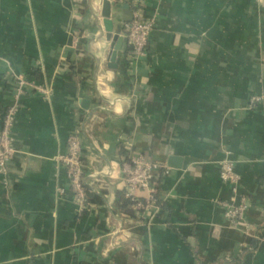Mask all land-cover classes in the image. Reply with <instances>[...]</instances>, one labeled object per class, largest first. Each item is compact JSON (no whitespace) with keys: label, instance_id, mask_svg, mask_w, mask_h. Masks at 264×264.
<instances>
[{"label":"crops","instance_id":"0c3cea01","mask_svg":"<svg viewBox=\"0 0 264 264\" xmlns=\"http://www.w3.org/2000/svg\"><path fill=\"white\" fill-rule=\"evenodd\" d=\"M102 1L0 0V126L16 101L10 72L52 90L17 98L15 152L0 172V264H264V101L248 106L264 91V8L110 0L116 32L123 4L152 28L142 58L123 42L109 69ZM75 132L94 199L81 215L56 161ZM129 151L180 159L154 173L160 204L147 225L119 209ZM225 152L248 200L237 226L219 205L230 196L218 175Z\"/></svg>","mask_w":264,"mask_h":264},{"label":"built area","instance_id":"2783aa9c","mask_svg":"<svg viewBox=\"0 0 264 264\" xmlns=\"http://www.w3.org/2000/svg\"><path fill=\"white\" fill-rule=\"evenodd\" d=\"M260 8H264V0H256ZM152 23L144 19L139 11L135 9L132 19L122 26L119 33L124 36L130 46L131 60L142 58L146 52L148 35L151 31ZM15 82L16 101L7 107L0 126V172L6 171V166L12 158L15 150L11 137V128L18 108L17 98L26 92L34 91L44 97L51 95L50 87L37 85L34 81L25 76L10 72ZM264 101V91L259 95L249 98L248 106L255 107ZM103 109V108H102ZM82 129H84L82 127ZM66 152L56 158V161L64 168L70 188L74 195L78 215L85 212L91 205L87 201L85 190V177L82 173V153L80 143V133L75 132L67 139ZM219 179L230 188V196L227 200L219 202L223 209V216L229 224L237 226L244 220V214L248 208V200L239 191V175L235 172V161L230 158L229 152H225L222 159L218 161ZM119 170L123 181V197L131 204V210L140 221L146 222L145 215L149 212H157L159 205L153 194L155 181L154 173L159 171L166 175L169 167L162 163H157L146 159L143 155L129 151L122 160ZM138 190L145 192L143 199L137 194ZM145 225H147L145 223Z\"/></svg>","mask_w":264,"mask_h":264},{"label":"water","instance_id":"95a60500","mask_svg":"<svg viewBox=\"0 0 264 264\" xmlns=\"http://www.w3.org/2000/svg\"><path fill=\"white\" fill-rule=\"evenodd\" d=\"M115 6L114 2L110 0H103L101 5L100 17L102 21V26L104 30L105 40L109 42V52H108V68L115 69L118 62L117 52L120 50L121 44L127 42L126 38L116 32L114 29L113 18H115V13L111 12L112 7ZM116 13L127 14L128 16L122 17V22H128L132 19V11L129 9L127 4L115 7ZM119 27V24H118ZM117 29V28H116ZM86 104V102H85ZM167 165L173 168L180 167V159L173 156L169 157Z\"/></svg>","mask_w":264,"mask_h":264},{"label":"trees","instance_id":"16d2710c","mask_svg":"<svg viewBox=\"0 0 264 264\" xmlns=\"http://www.w3.org/2000/svg\"><path fill=\"white\" fill-rule=\"evenodd\" d=\"M127 65H128L127 62H124V64L120 67V70L122 72H124V70L127 68ZM152 190H153V194H154V196L156 198V203L159 205L160 203H159V200L157 199L158 198L157 197V184L155 183V181H154V186H153ZM144 196L145 195L140 196V198L143 199ZM87 201L88 202L89 201H94V199H93L92 196H89L87 194ZM119 209L121 210V212L126 213L129 216L132 215L131 204H130V202L127 199H125L123 197V194H122V197H121V199L119 201ZM231 262L237 263V260H234V261H231Z\"/></svg>","mask_w":264,"mask_h":264}]
</instances>
